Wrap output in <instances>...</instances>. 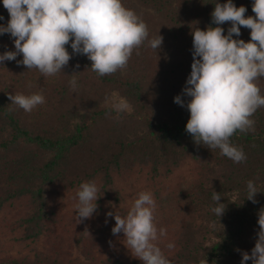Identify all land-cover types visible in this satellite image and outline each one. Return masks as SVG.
<instances>
[{
  "label": "trees",
  "instance_id": "obj_1",
  "mask_svg": "<svg viewBox=\"0 0 264 264\" xmlns=\"http://www.w3.org/2000/svg\"><path fill=\"white\" fill-rule=\"evenodd\" d=\"M216 2L227 0H122L147 24L148 40L160 35L163 41L158 51L145 41L127 68L112 75L99 77L85 55H73L51 77L16 61L0 63V264H143L112 252L124 235L111 231L114 215L126 217L141 192L152 193L154 223L167 229L153 243L170 264H240L241 253H251L264 209V107L252 117L254 132L230 138L247 156L234 163L219 149L195 145L185 131L190 113L174 103L191 73V33L217 26L211 20ZM253 2L233 0L247 8L245 17L255 15ZM0 16L6 26L3 0ZM220 27L226 35L231 25ZM233 38L248 42L250 29L241 27ZM5 42L15 50L10 34L0 35V48ZM66 48L72 54L70 43ZM258 86L264 95V77ZM41 91L45 103L31 112L8 98ZM113 92L131 105L118 120L104 106ZM249 180L259 191L255 204L247 200ZM89 181L100 189L98 207L79 223L77 192ZM214 191L226 205L220 218L212 211Z\"/></svg>",
  "mask_w": 264,
  "mask_h": 264
},
{
  "label": "clouds",
  "instance_id": "obj_2",
  "mask_svg": "<svg viewBox=\"0 0 264 264\" xmlns=\"http://www.w3.org/2000/svg\"><path fill=\"white\" fill-rule=\"evenodd\" d=\"M3 7L10 19L6 26L0 25V35L10 34L15 50L0 55V63L16 61L18 66L38 70L43 77L63 72L73 55H85L99 77L112 75L127 68L133 52L139 55L145 41L155 51L163 41L160 35L148 40L147 24L134 10L124 7L122 0H3ZM246 12L245 6L237 7L233 0L215 3L211 20L217 26L196 28L191 33V73L182 94L174 97V103L186 106L190 113L185 131L194 144L219 149L221 156L234 163L246 162L247 156L230 138L237 131L254 132L252 117L264 107V95L258 86L259 79L264 77V0H254V16L245 17ZM225 23L231 25L226 35L220 27ZM241 27L250 29L248 42L233 38L241 35ZM69 43L72 54L66 48ZM20 55L22 60H17ZM69 83L75 91V76ZM182 96L190 100L185 102ZM8 98L10 104L25 112L45 103L42 91L31 95L9 94ZM105 99L111 102L117 120L131 110L127 99L117 92ZM107 115L111 116V112ZM79 189L76 217L81 223L97 211L100 189L94 181L81 183ZM247 191V200L258 203L255 196L259 191L252 180L247 183ZM212 199L217 205L212 211L220 218L226 205L220 203V193L214 191ZM155 208L152 193L141 192L126 217L112 212L106 213V217L114 215L112 234L123 233L126 248L143 264H170L153 243L167 235L166 228L157 229L154 223ZM257 223L255 246L250 254L241 253L240 264L249 260L252 264H264V209L259 211ZM167 247L171 249L174 245L170 243ZM200 264H207V260Z\"/></svg>",
  "mask_w": 264,
  "mask_h": 264
},
{
  "label": "rangeland",
  "instance_id": "obj_3",
  "mask_svg": "<svg viewBox=\"0 0 264 264\" xmlns=\"http://www.w3.org/2000/svg\"><path fill=\"white\" fill-rule=\"evenodd\" d=\"M12 50V44L10 42H5L3 44V46L0 48V55H2L5 51H10ZM111 96V95H110ZM109 96V97H110ZM104 106L112 108L111 106V102L106 100L104 101ZM129 112V111H128ZM126 112V113H128ZM141 186V184L136 185V187ZM132 189H137L135 187H133ZM130 189L126 190L125 192H129ZM126 241L123 239L120 243L118 242L113 248H112V252H120V254L127 256L130 255L131 252L126 248L125 246ZM11 255H15V251L14 250H10L9 252ZM76 255V252L73 253V256Z\"/></svg>",
  "mask_w": 264,
  "mask_h": 264
}]
</instances>
